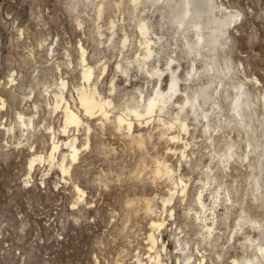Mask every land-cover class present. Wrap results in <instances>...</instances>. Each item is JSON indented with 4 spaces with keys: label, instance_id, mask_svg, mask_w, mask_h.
Returning a JSON list of instances; mask_svg holds the SVG:
<instances>
[{
    "label": "rangeland",
    "instance_id": "374dc122",
    "mask_svg": "<svg viewBox=\"0 0 264 264\" xmlns=\"http://www.w3.org/2000/svg\"><path fill=\"white\" fill-rule=\"evenodd\" d=\"M153 1L0 0V264H264V0ZM172 71L180 93L146 115ZM79 87L109 99L106 116L85 113ZM186 93L208 128L179 111ZM66 103L81 122L64 130Z\"/></svg>",
    "mask_w": 264,
    "mask_h": 264
},
{
    "label": "bare ground",
    "instance_id": "6f19581e",
    "mask_svg": "<svg viewBox=\"0 0 264 264\" xmlns=\"http://www.w3.org/2000/svg\"><path fill=\"white\" fill-rule=\"evenodd\" d=\"M133 1H136V0H133ZM157 2L158 3V1L159 0H154L153 2ZM155 2V3H156ZM184 7H187V5L186 6H184ZM218 10V9H217ZM185 11V10H184ZM216 11V10H215ZM186 12H187V10H186ZM185 12V13H186ZM227 13V12H226ZM183 14V13H182ZM187 15V14H186ZM186 15H185V17H186ZM219 16V15H218ZM160 17H161V15H160ZM210 17V16H209ZM227 17H228V14H227ZM183 18V17H182ZM182 18H181V20L179 21V23H178V27H181L182 25H183V22H182ZM227 19V18H226ZM139 20V19H138ZM217 21V20H216ZM215 21V22H216ZM212 22V21H211ZM221 22V21H220ZM220 22H219V24H220ZM222 23V22H221ZM217 24V23H216ZM195 25V24H194ZM193 26V25H192ZM192 26H191V29H192ZM223 26V25H222ZM139 33L143 36V39H144V43L143 44H145L144 46H145V49H146V52H145V54L143 55V58L145 57V59H146V57L147 56H149L151 53H152V47H151V40L153 39L152 37V39L150 38V39H148L147 37H146V33H148L147 31H148V29L149 28H147V25L145 24V23H141L139 26ZM207 28V27H206ZM195 30H194V32H196V36H197V41L196 42H194L195 44H196V46H199L197 49H196V52H197V55L198 54H200L201 53V51H200V48H201V45L204 43V39H203V35H202V33H201V29L198 27V25L196 26L195 25V28H194ZM179 30V29H178ZM211 30V29H210ZM191 31V30H190ZM209 31V30H208ZM211 32V31H210ZM215 32H216V30H215ZM185 33V32H184ZM212 34H213V32H212ZM216 34H217V32H216ZM148 35H149V33H148ZM155 35V34H154ZM222 38V37H221ZM216 40V39H215ZM158 41V40H157ZM182 41V40H181ZM153 46H154V41H153ZM178 47V46H177ZM206 47V46H205ZM213 47V46H212ZM187 48V47H186ZM193 48V47H192ZM223 48V47H222ZM188 50V49H187ZM194 50V49H193ZM154 51V50H153ZM195 51V50H194ZM144 53V52H143ZM180 53V52H179ZM141 56V55H140ZM139 58V57H138ZM177 58V57H176ZM187 58V57H186ZM153 59V58H152ZM138 60V59H137ZM175 60V58H171V60H170V62L168 63L169 65L173 62ZM146 62V61H145ZM173 64V63H172ZM141 65V64H140ZM143 65V64H142ZM163 66V65H162ZM213 66V65H212ZM142 68V67H141ZM145 68V67H144ZM169 69H171L172 70V66L171 67H169ZM143 70V69H142ZM158 71V70H157ZM221 71V70H220ZM172 74H171V79H170V83H169V87H168V90H162V89H156V91H155V94H154V96H152V97H150L147 101H146V103H144V101H143V105H142V107L144 108V112L146 113V115H147V113H150V112H156V111H158V112H162L163 111V109H164V107H165V105H167V102L169 101V100H171L173 97H176L177 95H178V93H180V89L181 88H179V85H180V83H179V77H178V75H175L174 74V71H172L171 72ZM195 73V72H194ZM155 74V73H154ZM160 74V73H159ZM92 75V70H91V68L90 67H86L85 69H84V71H83V77L86 79V80H88L89 78H90V76ZM156 77V76H155ZM83 78V79H84ZM233 79V78H232ZM188 80V79H187ZM237 82V81H236ZM183 84V83H182ZM229 84H231V83H229ZM217 85H218V83H217ZM80 88V87H79ZM234 88V87H233ZM217 89V87L215 88V89H213V90H216ZM235 89V88H234ZM212 90V91H213ZM220 90H221V88L216 92V96H214V100H213V106H212V108H211V112H220L219 111V109H220V103L218 102V97H219V95H220ZM236 95H237V98H235V96L236 95H234V97H233V99L230 101L231 103L230 104H232V110H233V113H235L236 115H237V117H239V120L240 121H243V119H244V117H243V115H242V113H241V109L239 108V106H238V104H237V100H238V98H240L243 94H244V88H242V86H240V87H236ZM246 90V89H245ZM185 91V90H184ZM182 92V91H181ZM214 93V92H213ZM77 94H78V99L77 100H79L78 102L81 104V106L83 107V109H84V111H85V113H87V114H93L94 112H99L101 115H107V112H109V110L107 109V107L109 106V104H110V101H108L107 99H104V98H102L101 97V95L97 92V90L95 89V88H91V87H87V88H83V87H81L80 89H78L77 90ZM223 94V93H222ZM247 94V93H246ZM139 95V94H138ZM186 95V98H185V105H182L183 103H181V105H179L178 107H179V111H183L184 109H186V107H190L191 109H192V113L193 114H196V116L197 115H200V114H202V118H204L205 119V121H204V119H203V121L204 122H206V125H205V127H207L208 128V126H209V123H208V111H204L203 109H202V107H201V105H200V103H199V96L198 95H194V96H190V95H188L187 93L185 94ZM215 95V94H214ZM230 95V94H229ZM221 96V95H220ZM138 97V96H137ZM226 97H228V96H226ZM230 97V96H229ZM55 98H57L56 99V102H55V104H54V107L55 108H57L58 106H59V103H60V101H62V100H65L64 99V97L61 95V94H55ZM212 99H213V97H212ZM226 99V98H225ZM231 99V98H230ZM244 99V98H243ZM242 99V100H243ZM221 100V99H220ZM245 100V99H244ZM253 100V99H252ZM251 101V100H250ZM63 102V101H62ZM255 103V102H254ZM126 106V105H125ZM229 109V108H228ZM222 110V109H221ZM128 111L131 113V112H134L133 113V115L135 114L137 117L138 116H140V112L142 113L143 111L141 110V109H139L138 107H136V108H129L128 109ZM63 112H64V130H65V128H66V126H67V124L68 123H74V124H76V125H78L80 122H81V119H80V117H79V115L76 113V111H74L72 108H71V106L68 104V103H66V105L64 106V108H63ZM122 112V111H121ZM200 112V114H198ZM164 113V112H163ZM177 113V112H176ZM175 113V114H176ZM179 115V114H178ZM223 115V114H222ZM135 116V117H136ZM143 116H145V115H143ZM255 116V115H254ZM141 117V116H140ZM211 117H213V116H211ZM211 117H210V119H211ZM214 117H216V116H214ZM247 117V116H246ZM198 118V117H197ZM163 119V118H162ZM161 119V120H162ZM177 121H178V126H180V128L182 129V130H184V131H186L187 130V121L185 120V119H182L181 117H177V114H176V118H175ZM117 122H118V124H120V125H122L123 126V124L122 123H125V124H127V126L130 128L131 126H132V122L131 121H127V120H125V118H123L122 117V115H118L117 116ZM157 120H159V118L157 119ZM200 120V119H199ZM215 120V119H214ZM177 121H173V122H177ZM160 122V121H159ZM163 122H164V120H163ZM169 123V122H168ZM239 123V122H238ZM173 123H171L170 124V126L172 125ZM243 124V123H242ZM248 124V123H247ZM166 125V124H165ZM174 125V124H173ZM172 125V126H173ZM177 125V124H176ZM251 125V124H250ZM126 126V127H127ZM169 126V125H168ZM169 126V127H170ZM171 126V127H172ZM168 127V128H169ZM204 127V128H205ZM128 128V129H129ZM131 130V129H130ZM205 130V129H204ZM215 130V129H214ZM134 131V130H133ZM209 132V131H208ZM256 133V132H255ZM261 135V134H260ZM173 136L174 135H171V137L170 138H173ZM255 137V136H254ZM257 138V137H256ZM255 141V140H254ZM233 144V143H232ZM60 143H59V141L57 140V141H52V147H51V150H50V152H49V155H48V159L49 160H52L53 159V154H54V152L55 151H57L58 150V148L60 147ZM63 145H67V146H69L70 147V157H71V159H75L76 157H77V151H78V148H77V146L75 145V139L73 138L72 139V141H70V142H67V141H64L63 142ZM258 153V152H257ZM228 154V153H227ZM263 154V153H262ZM226 155V154H225ZM233 153H232V151L229 153V155H228V157H233ZM246 157V156H245ZM220 159V158H219ZM223 159V158H222ZM231 159V158H230ZM229 159V160H230ZM229 160H227V162L229 161ZM226 162V161H225ZM32 163H33V160H31L30 161V164H29V166H31L32 165ZM63 163V162H62ZM61 166V168H62V170H65V167H64V165L63 164H61L60 165ZM158 171V170H157ZM169 172H170V170H168ZM159 172V171H158ZM170 181V180H169ZM180 181V180H179ZM183 181H180V183H182ZM181 185V184H180ZM184 186V185H183ZM216 186V185H215ZM184 188V187H183ZM214 189V188H213ZM223 189V188H222ZM254 190H255V188H254ZM183 191V190H182ZM257 192V191H256ZM218 193V192H217ZM173 194H174V191H171L170 192V196L167 198V199H165V201H169V200H171V198H172V196H173ZM202 194V193H201ZM220 194V193H219ZM217 195V194H216ZM214 199V198H213ZM197 201H198V203L200 204V206H201V208H204L205 206H204V203H203V200H202V198H201V195H199L198 197H197ZM261 201V200H260ZM216 202V201H215ZM210 204V203H209ZM215 206V205H214ZM213 206V207H214ZM206 208V207H205ZM208 212V211H207ZM213 213V212H212ZM170 214H172V213H170ZM212 216V215H211ZM212 218V217H211ZM208 219V218H207ZM204 220V219H203ZM202 221V220H201ZM162 224H163V221H155V220H152L151 221V226L152 227H156V228H159L160 226H162ZM244 225V224H243ZM261 225V224H260ZM259 225V226H260ZM256 226V225H255ZM205 227H206V230L208 231V233L210 234H212V231L215 229V227L213 228L212 227V225L211 224H205ZM259 228V227H258ZM215 231V230H214ZM149 238H150V241H151V246L155 243V238H154V236L152 235V233H150L149 234ZM256 247V246H255ZM259 249L261 250L262 249V247L261 246H259ZM258 255V254H257ZM151 259H153V260H151V263L150 264H165V263H163V261L161 260V258H160V255H158V254H155V255H153L152 257H151ZM184 259V258H183ZM235 259V258H234ZM188 260H190L189 259V256L186 258V260L184 261V263L183 264H187L188 263ZM193 260H194V258H193ZM246 260L249 262V263H252V259H249V258H246ZM190 262V261H189ZM234 262H235V264H237L238 263V261H236V260H234ZM193 264V263H192Z\"/></svg>",
    "mask_w": 264,
    "mask_h": 264
}]
</instances>
